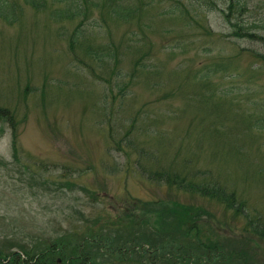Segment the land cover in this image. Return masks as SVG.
Returning a JSON list of instances; mask_svg holds the SVG:
<instances>
[{
	"label": "rangeland",
	"instance_id": "1",
	"mask_svg": "<svg viewBox=\"0 0 264 264\" xmlns=\"http://www.w3.org/2000/svg\"><path fill=\"white\" fill-rule=\"evenodd\" d=\"M14 1L17 20L0 19V109L12 115L0 122V247L73 233L58 242L83 244L104 228L112 249L91 260L136 264L118 249L131 240L128 218L153 224L147 204L178 201L207 211L200 235L214 240L213 264H264V40L250 39L264 35V0H244V23L226 17L229 0L213 11L94 0L72 20ZM196 185L235 195L244 212ZM135 201L144 206L132 215Z\"/></svg>",
	"mask_w": 264,
	"mask_h": 264
},
{
	"label": "trees",
	"instance_id": "2",
	"mask_svg": "<svg viewBox=\"0 0 264 264\" xmlns=\"http://www.w3.org/2000/svg\"><path fill=\"white\" fill-rule=\"evenodd\" d=\"M22 1L34 8H41L43 4L44 6L53 5L57 8L54 11L55 18L64 20L82 19L88 14V6L97 5V2L94 0ZM105 1L108 3L111 0ZM179 1L180 0H178V2ZM187 1L197 10H201V7H205L206 9L213 11L214 7H216L213 5L215 3L214 0ZM229 1V13L226 14V17L230 18L233 14L235 20H238V23H244L246 2L244 0ZM17 8L18 5L14 0H0V19L12 24L17 20V15L14 16ZM187 11L188 10H186V12ZM129 13L130 11L126 7L117 6L114 9V14L119 18H127ZM83 26L84 24H80L77 27L78 31L81 30ZM207 32H211V30L208 28ZM256 33L257 32H251L250 39L258 41L264 40V35L262 36L259 33H257V35ZM256 56L258 57V60L264 61V55L256 52ZM214 68L215 69H211L210 72L218 74L220 68ZM11 118L12 115L8 110L0 109L1 123L6 119L11 120ZM260 126L264 127V125ZM172 178L167 177V185H173L178 182V177L174 176ZM193 190L196 192H192L200 194L203 197L219 201V203L226 206L227 209L235 210L237 214L244 212L241 205H236L235 195L227 193L220 187L210 189L205 186L196 185L193 187ZM143 206V203L135 201L131 206V210H134L131 214L133 215L135 212L140 211ZM146 211H150L149 215H156L154 223H150L151 217L143 222H139V220L136 222L134 216L128 218L127 224H129V228L127 229H131V240L122 244L120 248H118L120 253L128 251L131 257L129 259H131V261L136 264H213L214 260L218 258L217 255L212 254L216 251L214 248V240L211 238L203 240L200 235V223L203 220L202 216L207 213L203 208L193 205H184L178 201H156L151 205L147 204ZM164 221L174 222L171 224V227L174 230H177L178 226L180 229L179 234L165 231L162 223ZM136 226H139L142 229H138ZM149 226L150 233H147ZM101 230L102 231L96 230L95 228L91 229L90 236L83 238V244L58 242L63 241L64 239H69V237L74 239L79 237L78 234L73 233L58 237L53 242H47V240L44 241L42 237H38L37 245H34L33 247H26L23 245L20 246L19 249L17 248V250L9 251L8 253L5 252L4 248L0 247V264H59L58 261L61 259H56L58 255L65 257V262H63V264H97L98 261H96V259L91 260V252L103 251V249L111 250L112 247L110 249V245L113 243L110 242L109 244L108 240L104 242L102 237L98 238L97 234L101 233L103 236L102 233L105 231L104 228H101ZM11 231H13V229H11ZM75 245L78 247H74ZM81 246L84 247L81 248ZM141 248H143V250ZM132 249H134V252ZM140 249L142 252H140ZM102 256L101 258H104L103 261H106L105 258L108 259V262L111 259L104 253ZM218 260L223 264H227L226 261L223 262L225 259ZM122 261H125V259L121 260V262Z\"/></svg>",
	"mask_w": 264,
	"mask_h": 264
}]
</instances>
